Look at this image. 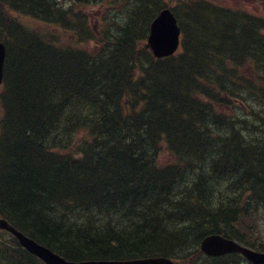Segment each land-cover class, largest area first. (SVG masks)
I'll use <instances>...</instances> for the list:
<instances>
[{
	"label": "trees",
	"instance_id": "16d2710c",
	"mask_svg": "<svg viewBox=\"0 0 264 264\" xmlns=\"http://www.w3.org/2000/svg\"><path fill=\"white\" fill-rule=\"evenodd\" d=\"M165 7L133 0L114 39L85 37L94 49L81 13L66 30L79 43L60 46L22 25L47 14L54 29L56 1L0 0V216L68 259L187 258L212 232L264 251L245 227L264 205V21L198 0L191 30L175 11L182 52L158 59L147 41ZM236 102L252 121L224 112ZM0 264L45 263L0 237Z\"/></svg>",
	"mask_w": 264,
	"mask_h": 264
},
{
	"label": "rangeland",
	"instance_id": "374dc122",
	"mask_svg": "<svg viewBox=\"0 0 264 264\" xmlns=\"http://www.w3.org/2000/svg\"><path fill=\"white\" fill-rule=\"evenodd\" d=\"M61 8L65 9H71L74 10L72 12L81 13L86 17L87 24L96 30L97 36L100 40H102L103 35L106 37L112 34H115L117 32V26L121 25L123 26L127 20V12L130 8V5H127V2L124 0H85L84 3H81L80 5H76L74 3L75 0H56ZM166 4L165 8H170L172 11H177L181 13L180 19H182V25L186 29L191 30V26H194V20L187 19V22L185 21V15L187 12L188 7L195 4L198 0H163ZM204 2L208 0H203ZM215 4L220 5L221 7H224V11L228 10H235L241 14L245 15H253V18L261 19L264 21V0H209ZM222 9H220L217 13L221 15L222 17L225 15ZM176 11V12H177ZM211 18H214V15H211ZM224 18V17H223ZM239 21V20H238ZM34 28H38L41 31L47 29L46 26L39 25L38 27L33 26ZM195 27V26H194ZM61 29H64L63 27H60ZM240 28L239 25L237 27ZM103 34V35H102ZM183 36V35H182ZM190 39V37H189ZM89 45V44H88ZM99 44L95 41L91 42V47L95 49ZM88 47V46H87ZM183 46L181 45L180 49L178 50V53L182 52ZM248 60V59H247ZM245 68V67H244ZM243 68V69H244ZM247 70V71H246ZM244 70V72H253L254 67L251 65V68L247 66V69ZM242 74L244 72L241 70ZM244 76V75H243ZM4 90L3 84L0 85V93ZM228 115H233L235 118H238L240 122L241 120L247 119L249 121H252L251 117L249 116V111H246L244 109L240 108V105L237 104L233 108L227 107V109L224 111ZM3 115L2 111V105L0 102V118ZM239 124V123H238ZM237 124V125H238ZM242 125V124H241ZM239 125V126H241ZM238 126V127H239ZM244 133L248 134L250 133L252 135V131L244 130ZM166 156V155H163ZM233 185V182H231L228 187H231ZM260 214L258 216L255 215H249L246 216L245 221V227H249L252 229L253 237L255 239H260L264 243V215L261 214L263 210L259 209ZM253 216V218H252ZM257 222H256V221ZM0 234L3 240L5 239H12L16 241L13 236H11L9 233L5 231H0ZM189 252V253H188ZM188 252H183L182 254L188 255L187 258H180L176 259L177 264H253L251 261H247L241 254H226L225 256L220 257L219 259H210L205 254H201L199 252L198 248H190ZM42 261V260H40Z\"/></svg>",
	"mask_w": 264,
	"mask_h": 264
},
{
	"label": "water",
	"instance_id": "95a60500",
	"mask_svg": "<svg viewBox=\"0 0 264 264\" xmlns=\"http://www.w3.org/2000/svg\"><path fill=\"white\" fill-rule=\"evenodd\" d=\"M181 28L177 17L170 8L164 9L151 23L148 45L156 58L169 57L180 48ZM5 46L0 43V84L3 81V62L5 59ZM0 229L9 231L16 237L20 245L46 264H176L170 257L156 256L133 260H68L54 250L38 243L31 236H26L12 225L6 218L0 217ZM202 250L209 256H224L228 253H240L254 264H264V251H257L246 247L237 240L218 234L203 239Z\"/></svg>",
	"mask_w": 264,
	"mask_h": 264
},
{
	"label": "bare ground",
	"instance_id": "6f19581e",
	"mask_svg": "<svg viewBox=\"0 0 264 264\" xmlns=\"http://www.w3.org/2000/svg\"><path fill=\"white\" fill-rule=\"evenodd\" d=\"M54 2L56 1V0H53ZM52 0H51V3L53 2ZM77 0H75L74 1V3L76 2ZM122 1V0H121ZM124 1H126L127 2V5H130V8H129V10H128V12H127V15H126V17H127V20H126V22H125V24L123 25V26H121V25H118L117 26V32L115 33L116 35H118V33H119V31H121L122 30V28L123 27H125V26H127L126 24H127V22H128V15H129V11H130V9H131V6H132V3H133V0H124ZM57 2V1H56ZM59 3L57 2V5H58ZM59 6V5H58ZM60 7V6H59ZM60 9H62L63 11V13H65L66 12V17L62 20V19H60V22H58V24H56V26L54 27V29H52V28H50L49 26H47L49 23H50V18H51V16H48L47 14H42V16H36V15H31V16H27V17H22L23 19H22V25H26V26H28V27H30L31 29H33V31H35V32H37L41 37L43 36V35H45L46 33H47V35L46 36H48V30H50V32L51 33H53L49 38H48V40L49 41H51L52 43H57V44H60V46H65L66 44H68V42H70V43H76V44H78L79 43V41L80 40H83V44H84V46H88V44H90L91 45V42L92 41H95V40H92V39H89V40H87L85 37H87L88 35H89V33L92 31L96 36H97V33H96V30H94L93 28H91L88 24H87V21H83V23H84V26L88 29L87 31H84V32H80L78 35H79V37L80 38H82V39H80V40H78V41H76L73 37H71L69 34H67L66 33V30H68V26L69 25H67V22L68 21H71L70 20V18H73V17H75L73 14H71V12H70V9H63V8H61L60 7ZM164 9H168V8H163L162 10H164ZM162 10H160V12H159V14L161 13V11ZM158 14V15H159ZM157 15V16H158ZM157 18V17H156ZM154 20V19H153ZM152 20V21H153ZM73 21H76V20H74V18H73ZM152 23V22H151ZM150 23V24H151ZM43 24V26H46V28L47 29H45V30H43V31H41L40 29H38V28H34L33 26H36V27H38L39 25H42ZM71 25V24H70ZM60 27H63L64 29H61ZM151 30V25H150V29H149V31ZM150 33V32H149ZM56 35L57 37H52L53 35ZM115 34H112V37H111V35H109V36H105V35H103L104 37H102V40H101V42H104V43H106V42H108V40L109 39H114L115 37H113ZM149 35V34H148ZM149 38V37H148ZM89 41H91V42H89ZM0 43H3L4 44V46H5V53H6V55H5V59H4V62H3V81H2V83L0 84V85H2L3 84V82H4V78H5V69H6V61H7V59H8V56H9V46H8V43L3 39V38H0ZM218 43V41L216 42V44ZM103 43H101V45H102ZM203 45V44H202ZM243 84H241V85H237L236 86V90L240 93L242 90H243ZM262 86H264V84H262ZM244 87H246V90H247V95H250L251 96V94L252 93H254V91H256L255 89V86H253L252 88L251 87H248V86H244ZM244 91V90H243ZM237 104H239L240 105V108H241V105H242V103H240V102H236V103H234L231 107L233 108L235 105H237ZM226 113V112H225ZM231 116H226V119H229ZM4 118V111H3V115L1 116V118H0V124H1V121H2V119ZM242 125H241V128L243 127L244 128V130H248L246 127H245V123H241ZM243 130V131H244ZM262 208V209H261ZM261 210H263V212H264V205H262L261 206ZM0 217H2V216H0ZM4 218V217H3ZM6 218V217H5ZM7 219V218H6ZM8 220V219H7ZM9 221V220H8ZM10 222V221H9ZM11 223V222H10ZM12 224V223H11ZM13 225V224H12ZM15 226V225H14ZM16 229H18L20 232H22L24 235H26V236H30L29 234H27V233H25L22 229H20L19 227H17L16 226ZM0 230H2V229H0ZM2 231H7V230H2ZM7 232H9V231H7ZM10 233V232H9ZM11 234V233H10ZM212 234H218V235H221V236H224L225 234H222V233H219V232H212V233H209V234H207V235H205V236H203L202 238H201V241L199 242V244H198V250H199V252H201V254H205L206 256H208L210 259H219L220 257H222V256H209V255H207V253L205 252V251H203L202 250V247H201V245H202V242H203V239H205L206 237H208V236H211ZM12 235V234H11ZM13 236V235H12ZM226 236V235H225ZM14 237V236H13ZM32 238H34L33 236H31ZM226 237H228V236H226ZM14 238H16V237H14ZM228 238H230V237H228ZM230 239H232V238H230ZM16 240H18L17 238H16ZM36 240V239H35ZM233 240H235V239H233ZM37 241V240H36ZM236 241V240H235ZM238 241V240H237ZM19 242V241H18ZM38 242V241H37ZM239 242V241H238ZM39 243V242H38ZM41 243V242H40ZM239 243H241V242H239ZM20 244V243H19ZM42 244V243H41ZM242 244V243H241ZM43 245H45V244H43ZM243 245V244H242ZM21 246V245H20ZM46 246V245H45ZM245 246V245H244ZM22 247V246H21ZM47 247V246H46ZM247 247V246H246ZM249 247V246H248ZM23 248V247H22ZM50 248V247H49ZM251 248V247H250ZM25 249V248H24ZM51 249V248H50ZM253 249V248H252ZM52 250H54V249H52ZM256 250V249H255ZM55 251V250H54ZM257 251H259V250H257ZM260 251H262V250H260ZM56 252V251H55ZM31 253V252H30ZM58 253V252H57ZM236 253H238V252H236ZM236 253H228V254H236ZM32 254V253H31ZM59 254V253H58ZM240 254V253H239ZM33 255V254H32ZM60 255V254H59ZM226 255V254H225ZM224 255V256H225ZM242 255V254H241ZM35 256V255H34ZM62 256V255H61ZM156 256H164V255H156ZM156 256H149V257H156ZM243 256V255H242ZM36 257V256H35ZM63 257V256H62ZM164 257H167V256H164ZM168 257H170V256H168ZM244 257V256H243ZM67 258V257H66ZM144 258H148V257H144ZM144 258H133V259H144ZM170 258H172V257H170ZM245 258V257H244ZM39 259V258H38ZM68 259V258H67ZM133 259H121V260H133ZM174 261H175V263H176V259H174V258H172ZM246 259V258H245ZM41 260V259H40ZM68 260H71V259H68ZM76 260V259H75ZM75 260H72V261H75ZM92 260H98V259H92ZM99 260H104V259H99ZM110 260H118V259H110ZM110 260H107V261H110ZM120 260V261H121ZM247 260V259H246ZM248 261V260H247ZM252 262V261H251ZM45 263V262H44ZM253 263V262H252ZM46 264V263H45ZM177 264V263H176ZM254 264V263H253Z\"/></svg>",
	"mask_w": 264,
	"mask_h": 264
}]
</instances>
